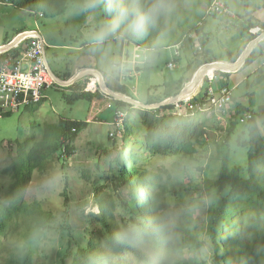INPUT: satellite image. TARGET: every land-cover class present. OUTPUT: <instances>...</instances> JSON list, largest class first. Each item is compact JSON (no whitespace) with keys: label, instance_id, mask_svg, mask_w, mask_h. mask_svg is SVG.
<instances>
[{"label":"trees","instance_id":"obj_1","mask_svg":"<svg viewBox=\"0 0 264 264\" xmlns=\"http://www.w3.org/2000/svg\"><path fill=\"white\" fill-rule=\"evenodd\" d=\"M67 1L0 0L1 3H10L17 10L37 13L47 18L63 14ZM117 2L118 0H104L107 20L112 18L107 9ZM119 2L128 3V0ZM151 2L152 0H138L142 6ZM164 2L166 12L146 35L137 39L122 31L117 35L121 44L155 53L172 48L192 29L195 36L189 41L195 42L197 47L192 49V53L200 60L208 54L206 46L210 42L202 31L203 23L195 28L187 18L180 19L172 1ZM168 21L174 22L175 26L169 25ZM256 23V26L264 30V24L259 21ZM178 29L184 35L178 37ZM19 33L22 31L16 35ZM259 49L261 50L260 47ZM2 57L0 55V59ZM255 60L256 56L252 52L243 67L251 65ZM116 74L117 79L118 72ZM229 74L220 73L221 78L216 82L219 88L227 86ZM69 78L70 76L67 77ZM251 78L254 81L250 82L247 89L255 84L260 85L264 80V73L262 70L257 71ZM108 88L113 92L127 94L124 86ZM83 90L72 92L68 96V102L71 104L82 98L90 102L84 121L60 120L57 124H46L40 140L28 137L22 142H16L14 150L10 148L7 152L6 164L0 168V264H43L40 259V244L44 240L45 231L54 229L55 218L38 200L30 203L26 201L34 173L46 174L54 168V161L70 157L74 151L72 143L78 132L89 123L100 120L102 112L110 108L111 104L135 117L134 124L126 118L122 132V139L126 144L116 150L113 162L118 166V177L114 179L111 192L107 191L106 186L97 185V180L93 182L92 196L98 212L89 214L84 220L85 230L88 232L86 244L77 246L76 251L70 255V261L66 260L67 256L64 254L58 263L111 264V257L129 253L144 264H151L153 261L156 264H264V135L261 131L264 114L254 111L253 93L244 94V105L234 104V120L222 141L214 143L215 154L210 160L219 163L217 176L209 181L208 166L202 168L200 165L196 171L202 172L201 181L198 183L194 178L189 181L187 190L199 189L204 196V241L191 227V208L194 202L185 198L178 190L170 195L166 182H163L158 172H151L138 165L140 152L160 157H181L188 162L197 163L198 146L206 141L205 121L201 119V114L176 115L172 113L174 105L143 110L106 96L99 89L91 94L84 93ZM168 97L170 96H165L164 99ZM43 100L26 110L36 112ZM162 100L153 101L148 97L145 103H158ZM197 101L194 98V102ZM233 103L232 97L229 104ZM227 111L225 109V113ZM245 113H250L251 118L241 124L239 121ZM11 115L12 113H8L3 117ZM240 125L245 139L239 141L238 146L247 150L244 173L241 167L229 165L231 136ZM136 133H140V136H134ZM129 141L132 143L129 144ZM105 153L110 155L109 151ZM121 154H125L131 163L128 169L121 165ZM82 176L87 178V172ZM116 193L122 196L123 214L117 213ZM68 201L67 196H64V206H67ZM236 203L253 209L250 232H245L235 220L228 222L229 217L235 213ZM206 245L210 247L211 263L196 256ZM188 253L193 255L187 256Z\"/></svg>","mask_w":264,"mask_h":264},{"label":"rangeland","instance_id":"obj_2","mask_svg":"<svg viewBox=\"0 0 264 264\" xmlns=\"http://www.w3.org/2000/svg\"><path fill=\"white\" fill-rule=\"evenodd\" d=\"M170 1L173 2L181 20L187 18L193 26L200 19L202 20V31L210 41L206 46L209 52L200 60L193 56L192 49L197 47L196 43H191L189 39H193L194 34L183 38L182 50L177 61L175 60L176 67L174 69H169L167 66L175 58V51L172 48L161 49L155 53L143 51L147 58L142 63L141 69H137L140 72L139 76L132 81L126 80V93L141 103H145L148 97L155 101L165 100V96H175L184 89V82L188 81L191 73L193 78L198 69L205 64L219 61L235 62L247 41L254 39L248 36V31L246 33L249 27L257 25V20L251 15L264 16V10L259 11L264 9V0H223L228 10L237 16L236 19H232L226 14L205 16L204 13L210 0ZM103 2L104 0H101L100 6L96 9H88L86 7L88 0H68L65 12L51 18L17 10L10 3L0 2V46L9 42L20 31H37L48 44L46 59L51 72L57 78L66 80L77 68H80L81 72L94 69L104 76L105 85L113 88L116 83V73L118 72L119 75L120 72H123L124 76L129 71H118L116 67L118 62L121 58L123 61L127 60L133 53L134 47L124 44L121 51V41L117 36L107 42L104 52L92 50L93 46L89 41V36L101 22L107 20ZM168 24L175 26L171 21H168ZM182 35L184 34L181 29H178L177 36ZM259 46H261L260 51L258 48L253 50L256 56V61L253 64L228 75V87L236 98L240 97L242 93H253L254 111L264 114V80L260 85L255 84L247 89L250 82L254 81V78L249 76L236 89L237 83L245 75L247 69L262 63L264 41ZM139 53L142 52L139 51ZM214 72L220 74L219 71ZM262 72L264 73V68H262ZM82 76L78 82L70 86L56 84L45 90L46 98L36 112L31 113L26 110L27 108H24L12 113L10 117H0V143L2 144L0 146V168L6 164L7 152L10 148L14 150L16 142H22L28 137H33L36 141L40 140L46 124H57L60 120H85L90 109V102L86 98L71 104L68 102V96L72 92H81L90 79L94 80L90 72ZM205 82L206 79L202 85ZM135 85L136 96L130 90ZM202 85L198 86L196 91H203ZM216 86L217 83L213 85L215 91H217ZM96 89L100 90V87ZM148 91L150 92L148 93ZM84 93L88 92L84 91ZM228 107L227 113L224 114L214 112L201 114V119L205 121L206 141L198 146L197 163L188 162L187 159L181 157H160L141 152L138 160V165L151 172H158L162 176L170 195H173L174 190H178L185 198L194 202L193 208H191V227L204 241L206 240L204 235L206 226L204 196L199 189L191 191L187 188L190 179H197L198 183L201 181L202 172L196 171L200 165L202 168L205 165L208 166L209 181L217 176L219 163L211 161L210 158L215 154L214 143L222 141L226 130L234 120V105L229 104ZM116 109L117 107L111 104L110 108L102 112L100 120L89 123L78 132L72 143L74 151L70 157L54 161V168L46 174L34 173L33 181L26 194V201L30 203L38 200L45 210L53 213L55 218L54 229L45 231L44 240L40 244V259L43 264H59L58 262L64 254L67 256L66 260L70 261V255L76 251L77 246L86 244L88 232L85 230L84 220L89 214L98 212L92 196L93 182L97 180V185L106 186L108 192L113 190L114 179L118 177V166L113 162L116 150L126 144L122 139V134H110L113 132L110 123L113 121ZM230 111L233 113L230 114ZM127 117L128 121L134 124V114L129 112ZM242 130V125H240L231 136L229 165L230 167H241L244 173L247 166V150L238 146V142L245 139V136L241 134ZM261 131L264 135V123L261 126ZM134 136H140V133H136ZM131 143L132 141H129V144ZM106 151H109L110 155H107ZM120 160L123 168L130 167L131 163L125 154H121ZM85 172L88 174L87 178L82 176ZM64 196H67L69 200L67 206H64ZM115 197L117 213L123 214L122 196L120 193H116ZM235 209V213L229 217L228 222L235 220L245 232H250L252 230L250 217L253 209L241 203H236ZM192 255L187 254V256ZM196 256L211 263L210 247L204 246ZM111 264L144 263L129 253H122L119 256L111 257ZM151 264H156V262L153 261Z\"/></svg>","mask_w":264,"mask_h":264},{"label":"built area","instance_id":"obj_3","mask_svg":"<svg viewBox=\"0 0 264 264\" xmlns=\"http://www.w3.org/2000/svg\"><path fill=\"white\" fill-rule=\"evenodd\" d=\"M204 14L205 16L226 14L232 19L237 18L236 15L232 14L228 10L223 0H210V4L206 8ZM201 25L202 20L194 27H200ZM262 32L263 30H261L259 27L249 28L248 30V33L253 35L254 38L260 35ZM187 35L193 36L192 29H189L186 32L185 36ZM182 43L183 40L172 47V49L175 51V58L167 65L169 69H174L176 67L175 60L180 56ZM47 48L48 44L37 31H28L26 32V35L13 47L0 52V55H3V57L0 59V117L8 113H14L21 109L37 105L41 100L46 98V95L44 94L45 90L54 87L56 84L60 86V84L57 83L54 77L51 75L47 67ZM137 51L142 52L141 59L131 70L126 72L124 76L122 74L123 72L119 73L117 79L115 80L116 88L119 86H124L127 88L126 80L132 81L134 78L137 79L139 76L140 72L137 71V69H139V67L141 68L142 63L145 62L147 57L142 50L134 47L133 52L137 53ZM215 71H219V73L222 72V70L219 69ZM91 75L94 80L92 81L90 79L84 88V91L88 93H94L96 88H99L100 86V81L99 78L97 80V75L92 72ZM102 78L104 81L103 76ZM219 78H221L220 74H215V72H213L211 75L206 74V82L203 85L201 84L203 91H195L191 96L185 97L182 100L172 104L175 106L172 113L185 116H193L197 113L205 114L208 112L221 114L225 113V109H228V105L231 103L233 92L228 86L219 88L217 91H215L213 85L219 80ZM130 90L132 91L133 95L136 96V85L132 86ZM101 92L108 96L103 91ZM115 93L138 101L136 98H132L127 94L121 92ZM194 98L198 99V101L194 102ZM126 118L127 113L124 110L122 111V109H117L113 121L110 123L113 129V132L110 134H122L123 130L125 129L124 123ZM250 118L251 114L245 113L239 122L244 124Z\"/></svg>","mask_w":264,"mask_h":264},{"label":"clouds","instance_id":"obj_4","mask_svg":"<svg viewBox=\"0 0 264 264\" xmlns=\"http://www.w3.org/2000/svg\"><path fill=\"white\" fill-rule=\"evenodd\" d=\"M100 4L101 0H88L86 7L88 9H96ZM166 10L167 7L164 0H152L150 4L143 6L138 3V0H128V3L119 2L118 0L117 3L107 9L112 18L101 22L90 34L89 41L93 46L92 50L94 52H104L107 42L116 38L122 31L126 35L137 39L143 37L157 24ZM140 59L141 54L133 52L127 60L118 62L116 66L117 70H131ZM223 72L232 73L228 71Z\"/></svg>","mask_w":264,"mask_h":264},{"label":"water","instance_id":"obj_5","mask_svg":"<svg viewBox=\"0 0 264 264\" xmlns=\"http://www.w3.org/2000/svg\"><path fill=\"white\" fill-rule=\"evenodd\" d=\"M25 35H26V32H23L22 34L17 35L9 43L0 46V52H3L5 50H8L9 48L13 47ZM263 41H264V32H262L255 39H253L245 47V49L242 51V53L240 54V56L238 57V59L235 62H233V63H230V62H222V61L220 62L219 61V62H211V63H208V64H205V65L201 66L198 69V71L195 73V75H198V77H199L198 80H197V82H193L194 81V77H193L192 80L190 82H188V84L185 85L184 89H182L178 94H176L175 96L168 97L165 100H162L161 102H158V103H155V104H145V103H141V102L136 101L134 99H131V98H127V97L118 95L115 92L109 90L106 87L105 83L103 82L102 75L98 71H96V70H93V71L84 70V71L78 73L77 75H75L74 77L70 78L68 81H62L59 78H57L55 76V74H53L51 72V69H50V67L48 65L47 59H46V64H47V67H48L51 75L54 77V79L56 80V82L59 83L62 86H70V85L78 82L83 77L82 75L85 74V73H88V72H90V73L91 72L92 73H96V74L99 75V79L101 80L100 86H99L100 87V90L103 91L104 93H106L108 96H110L111 98H113V99H115L117 101H122V102H125V103H128V104L134 105L136 108H140V109H143V110H151V109L161 108V107L166 106V105L174 104V103L182 100L183 98H185L184 95H185L186 87L189 84H196L197 87H198L199 85H201L203 83V81L205 79V75H206V72H205V68L206 67L213 66V65H217L218 66V65H221L222 63H225V64H228L231 67V70H228V72H232V71H234V70L242 67L244 65V63H245V60L251 54V52L254 49V47L257 46L258 43L263 42ZM222 71H224V70H222Z\"/></svg>","mask_w":264,"mask_h":264},{"label":"crops","instance_id":"obj_6","mask_svg":"<svg viewBox=\"0 0 264 264\" xmlns=\"http://www.w3.org/2000/svg\"><path fill=\"white\" fill-rule=\"evenodd\" d=\"M264 9H260L259 11H263ZM252 16H253V18H255L257 21H259L260 23H262V24H264V16L263 17H261V16H255L254 14H252ZM256 27H258V26H256ZM264 31V30H263ZM20 34V33H19ZM248 34V33H247ZM17 35L15 34L13 37H12V39L10 40V41H12L15 37H16ZM248 36H250V37H253L254 38V36L253 35H250V34H248ZM9 41V42H10ZM9 42H7V43H9ZM251 41H247V43L245 44V47L250 43ZM6 43V44H7ZM262 42H260V43H258L257 44V46H255L254 47V49H256V48H258L259 49V47L261 48V46H259L260 44H261ZM125 43H123V45H124ZM123 45L121 44V51H122V47H123ZM2 46V45H1ZM245 48H243V50H244ZM253 49V50H254ZM133 50H134V48H133ZM242 50V49H241ZM240 50V51H241ZM253 50H252V52H253ZM259 51H260V49H259ZM251 52V53H252ZM137 53L138 54H141V53H139V51H137ZM120 57H121V53H120ZM263 57V61H262V63H260V64H258L257 66H250V68L249 69H247V71H246V73H245V75H243V77L241 78V80L237 83L238 84V86L236 87V89L249 77V76H251L252 74H254L255 72H257V71H261L262 70V68H264V56H262ZM238 58V57H237ZM233 60H235V59H233ZM237 60V59H236ZM120 61H123L122 60V58L120 59ZM256 61V60H255ZM254 61V62H255ZM231 62V61H230ZM222 64H225V63H222ZM253 64V63H252ZM241 68H243V66L242 67H240V68H238V69H236V70H234V72H232V73H235V72H237L238 70H240ZM89 70H92V69H89ZM94 70V69H93ZM81 71H80V68H77L75 71H74V73L73 74H71V76H75V75H77L78 73H80ZM100 73V72H99ZM101 74V73H100ZM102 75V74H101ZM70 76V77H71ZM191 76H192V73H191ZM191 76H190V78H191ZM104 77V76H103ZM72 78V77H71ZM190 78L188 79V81H186V82H184V84L186 85V84H188V82H189V80H190ZM104 82H105V80H104ZM114 83H115V81H114ZM236 84V85H237ZM227 86H229L228 84H227ZM217 87V90L219 89V86L217 85L216 86ZM110 88H112V87H110ZM113 88H116V83H115V85L113 86ZM235 89V90H236ZM169 96H171V95H169ZM45 99V98H44ZM233 99H234V103H233V105L235 104V103H239V104H242V105H244L245 104V101H246V97H245V95H244V93H242L241 95H240V97H238V98H236V96L235 95H233ZM230 109H231V107H230ZM233 112L232 111H230V114H232Z\"/></svg>","mask_w":264,"mask_h":264},{"label":"bare ground","instance_id":"obj_7","mask_svg":"<svg viewBox=\"0 0 264 264\" xmlns=\"http://www.w3.org/2000/svg\"><path fill=\"white\" fill-rule=\"evenodd\" d=\"M224 70V71H228V70H231V67L228 65V64H221V65H213V66H209V67H206L205 68V72L208 74V75H211L215 70ZM88 71V70H87ZM90 71H93V70H90ZM96 74V73H95ZM97 75V80L99 78V75ZM192 78V77H191ZM198 75H195L194 76V81L193 82H197L198 80ZM99 81L101 82V80L99 79ZM201 86V85H199ZM196 88H197V85L196 84H189L187 87H186V91H185V95L184 97H189L192 95L193 92L196 91Z\"/></svg>","mask_w":264,"mask_h":264}]
</instances>
